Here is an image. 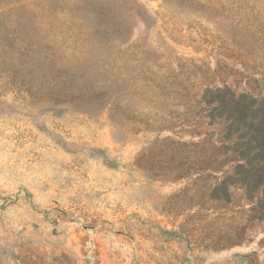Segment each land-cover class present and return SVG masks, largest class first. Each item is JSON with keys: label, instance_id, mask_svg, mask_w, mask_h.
Returning <instances> with one entry per match:
<instances>
[{"label": "rangeland", "instance_id": "rangeland-1", "mask_svg": "<svg viewBox=\"0 0 264 264\" xmlns=\"http://www.w3.org/2000/svg\"><path fill=\"white\" fill-rule=\"evenodd\" d=\"M74 1L0 0V264H264L255 200L210 198L197 103L264 96V0Z\"/></svg>", "mask_w": 264, "mask_h": 264}, {"label": "trees", "instance_id": "trees-1", "mask_svg": "<svg viewBox=\"0 0 264 264\" xmlns=\"http://www.w3.org/2000/svg\"><path fill=\"white\" fill-rule=\"evenodd\" d=\"M95 17L98 21L94 31L102 32V37L86 39L85 52L104 66L116 46L110 44L106 36L111 25L101 20L98 13ZM119 25L123 27L120 22L112 26L118 28ZM122 39L119 43L124 42ZM197 103L208 125L220 131L216 152L206 155L203 162V171L220 174L210 198L230 202L231 189L239 188L249 201L255 200L252 209L255 218L264 219V96L238 92L226 84L210 85L201 92Z\"/></svg>", "mask_w": 264, "mask_h": 264}]
</instances>
